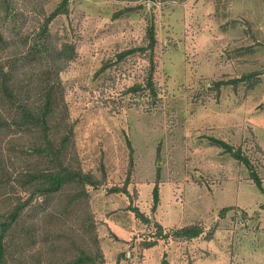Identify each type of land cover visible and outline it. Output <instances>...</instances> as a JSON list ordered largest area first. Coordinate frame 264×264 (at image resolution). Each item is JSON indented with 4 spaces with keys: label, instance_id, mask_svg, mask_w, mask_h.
Returning a JSON list of instances; mask_svg holds the SVG:
<instances>
[{
    "label": "rangeland",
    "instance_id": "obj_1",
    "mask_svg": "<svg viewBox=\"0 0 264 264\" xmlns=\"http://www.w3.org/2000/svg\"><path fill=\"white\" fill-rule=\"evenodd\" d=\"M61 1L10 0L12 11L0 12V58L26 53ZM68 7L51 31L76 47L61 72L66 125L74 132L68 162L99 182L87 187L97 239L81 234L87 213L67 217L60 211L65 198H39L43 209L23 215L24 235L33 239L2 264H64L79 249L96 264H264V194L246 166L211 142L240 149L264 187V0H70ZM150 14L160 101L148 112L123 94L144 80L148 60L137 53L118 62L117 55L146 43ZM53 122L54 130L65 126L61 113ZM14 149L4 151L1 170L24 167L11 158ZM13 187L10 207L28 197ZM43 215L54 216L51 228ZM191 225L203 227L199 239L172 236ZM158 226L168 239L158 240Z\"/></svg>",
    "mask_w": 264,
    "mask_h": 264
},
{
    "label": "trees",
    "instance_id": "obj_2",
    "mask_svg": "<svg viewBox=\"0 0 264 264\" xmlns=\"http://www.w3.org/2000/svg\"><path fill=\"white\" fill-rule=\"evenodd\" d=\"M150 1L154 3L156 0ZM69 2L70 0H62L45 16L26 53L13 52L7 60L0 58V264L5 262L8 253L13 249L23 250L25 241L33 239L30 232L24 235L23 215L31 209H43L44 204L37 202L39 198H43L45 204L56 198H65L66 203L60 207V211L67 217L69 214V217L73 216L77 211L84 215L87 213L88 218L82 219L81 234L83 231L87 232L90 237L88 240L93 243L97 239L87 187L96 188L99 182L92 175L72 167L68 162L71 148L74 146V132L72 126L66 125L65 116L67 118L68 109L61 72L76 57V47L68 42H58L52 37L51 31V25L58 17L69 15ZM1 11L5 12L6 16L12 11L10 0H0ZM4 39L0 31V52L6 46ZM156 46V26L154 16L150 14L146 43L117 55L118 62L137 53L148 60L149 68L144 80L128 87L123 93L132 96V101L137 106L144 103L148 112L156 109L160 101V89L154 78ZM37 55L40 57L36 58ZM105 69L103 67L99 73ZM60 113L65 126L54 130L52 123ZM211 142L246 166L250 170V179L264 194L262 178L240 149L223 141ZM11 144L15 148L10 152L11 158H17L24 163L21 170H16L18 172L1 170L4 151ZM14 184H18L23 192H27L28 197L23 202L11 204L10 207L7 203L10 195L8 193L9 189H14ZM113 191L120 190L113 188ZM152 194L153 211H156L160 203L158 185ZM231 209L225 208L223 211L228 212ZM133 212L145 223L150 222L138 209ZM35 215H40V212L37 211ZM53 218V215H43L40 221L43 220L46 226L51 228ZM158 227V240L168 239L169 233L163 234L161 226ZM203 234L201 225H191L173 231L172 236L180 241H191L199 239ZM72 240H76L73 233L69 241L73 243ZM152 245L147 244L149 247ZM76 252L79 256L72 261H64V264H96V258L88 251L79 249ZM13 256L14 254L10 257ZM163 264L168 263L164 260Z\"/></svg>",
    "mask_w": 264,
    "mask_h": 264
}]
</instances>
